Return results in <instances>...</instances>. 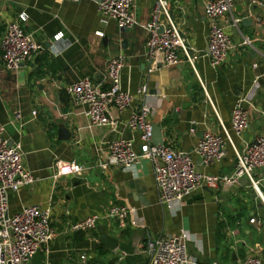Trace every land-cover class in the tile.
<instances>
[{"label":"crops","instance_id":"1","mask_svg":"<svg viewBox=\"0 0 264 264\" xmlns=\"http://www.w3.org/2000/svg\"><path fill=\"white\" fill-rule=\"evenodd\" d=\"M166 1L193 66L181 57L175 67L159 65L148 73L146 32L139 27L121 30L114 21L102 24L94 0H0V41L5 26L18 23L44 47L15 72L5 71L0 58V127L9 143L20 145L24 167L34 178L32 185L9 193L8 213L31 205L49 208L54 230L48 257L38 252L31 264H149L143 253L146 243L181 230L195 238L187 250L197 264H233V256L237 264L247 257H258L264 264V207L246 180L229 188H200L181 207L169 210L159 203L151 162L140 160L130 171L95 167L100 150L112 140H131L139 152L138 133L124 123L143 102L152 110L148 121L158 124L165 135L163 145L174 150L191 152L204 132L221 136V125L239 152L264 133V0H232L231 15L219 25L235 49L218 68L210 66L206 54L210 23L204 8L209 0ZM153 6L154 0H134L133 14L140 24L151 20ZM21 14L27 16L25 23L19 21ZM231 17L251 23H240L236 29L230 25ZM58 33L62 38L54 41ZM243 39L251 46L240 47ZM119 53L127 62L121 89L134 97L132 109L122 114L110 109L115 129L94 127L85 108L73 105L65 90L83 78L104 89L106 63ZM143 85L147 95L139 97ZM246 95L255 110L250 111L247 131L238 138L231 131V109ZM191 157L195 171L207 176H229L235 168L231 148L220 163L208 167ZM57 160L89 169L81 177L53 180ZM254 180L264 198V169L255 172ZM113 205L129 207L139 224L131 226L127 220L119 228L115 219L98 223L97 228L118 241L114 251L100 245L98 230L67 231L81 219L103 216Z\"/></svg>","mask_w":264,"mask_h":264},{"label":"built area","instance_id":"2","mask_svg":"<svg viewBox=\"0 0 264 264\" xmlns=\"http://www.w3.org/2000/svg\"><path fill=\"white\" fill-rule=\"evenodd\" d=\"M79 2V0H71ZM262 0H253L254 3ZM232 0H209L204 8V16L209 20L210 28L207 38V50L212 68H218L226 62L234 51L235 45L230 36L219 25V20L231 15ZM134 0H100L97 13L102 24L114 21L121 30L141 28L148 35L145 59L151 73L159 65L175 67L181 57L191 66L192 59L180 30L169 14V4L166 0H154L151 20L140 24L133 14ZM19 21L25 23L27 16L21 14ZM241 19L231 17V27L238 28ZM261 22L256 19V25ZM162 28V32L159 30ZM101 35V34H100ZM62 38V33L53 37L54 41ZM240 47L251 46V41L243 39ZM44 51V47L36 43L26 34L18 23L5 26L0 41L1 62L3 69L15 72L26 64L34 54ZM126 57L119 53L111 58L105 66L101 77L105 88L102 89L87 78L80 79L66 88L69 101L75 106L85 108V116L94 127L115 129L116 121L110 114L114 109L122 114L132 109L134 97L121 89V72L126 67ZM254 87H257L254 84ZM147 87L143 85L137 91L139 97L147 95ZM255 106L248 95L239 97L231 109V131L241 138L249 127L250 111ZM34 115L35 112H32ZM152 110L144 102L138 109L131 110L125 126L138 133L139 152L133 149L131 140L116 139L106 143V148L100 150L95 167L101 171L118 168L130 171L140 160H147L153 166V175L158 192L159 203L169 210L177 205L181 207L184 199L200 188L215 190L218 186L229 188L245 179L261 199L258 182L253 173L264 169V133L256 138L255 143L245 144L239 152L231 139L229 132L221 125L222 135L209 131L203 133L191 152L171 149L168 146H156L152 141V124L148 121ZM264 116V113H261ZM194 133L193 130H191ZM227 148H231L235 157V168L229 176L214 177L198 173L194 169L193 154L203 166L208 167L220 163ZM53 180L65 177H81L89 168L74 161L57 160L53 163ZM34 178L24 167L23 153L18 143L9 144L3 137L0 127V264H31V259L38 252L46 257L54 239L51 226L50 209L38 206H24L14 214L8 213V195L15 193L21 186L32 185ZM118 221L123 228L128 220L131 226H138L133 211L127 206H110L103 216H89L70 224L67 231L70 234L91 233L97 230L101 220ZM255 220L251 219L250 223ZM195 238L187 231L181 230L178 235H169L153 241H148L143 253L149 264H197L196 258L189 255L188 242ZM84 256L80 259L84 260ZM48 264V263H46ZM239 264H263L258 257H247Z\"/></svg>","mask_w":264,"mask_h":264},{"label":"water","instance_id":"3","mask_svg":"<svg viewBox=\"0 0 264 264\" xmlns=\"http://www.w3.org/2000/svg\"><path fill=\"white\" fill-rule=\"evenodd\" d=\"M99 3L100 0H94ZM242 25L250 24V20H242ZM159 32H162V28H160ZM206 54H208V50H206ZM251 55L254 56V53L251 52ZM62 129L59 130L60 135H62ZM165 135L161 132V128L158 124H152V141L156 146L163 145V139ZM255 143V141L253 142ZM11 145V143H9ZM240 182H245V179H241ZM100 233V245L107 247L110 251H114L118 246V241L115 238L108 236L104 230V228H97ZM233 264H237L235 256L232 257Z\"/></svg>","mask_w":264,"mask_h":264},{"label":"rangeland","instance_id":"4","mask_svg":"<svg viewBox=\"0 0 264 264\" xmlns=\"http://www.w3.org/2000/svg\"><path fill=\"white\" fill-rule=\"evenodd\" d=\"M255 174V172L253 173V175Z\"/></svg>","mask_w":264,"mask_h":264}]
</instances>
